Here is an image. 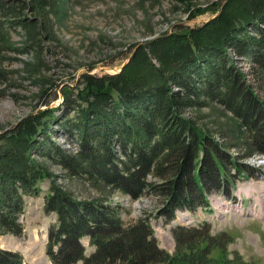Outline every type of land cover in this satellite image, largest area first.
<instances>
[{
    "label": "trees",
    "instance_id": "obj_1",
    "mask_svg": "<svg viewBox=\"0 0 264 264\" xmlns=\"http://www.w3.org/2000/svg\"><path fill=\"white\" fill-rule=\"evenodd\" d=\"M26 6L27 0H0V18L31 31L35 21L22 16ZM185 30L140 46L117 74H83L82 91L76 99L66 93L63 102L76 107L74 117L60 119L53 107L39 109L2 136L0 232L24 233L25 196L38 194L49 177L33 152L132 199L158 196L156 215L166 223L179 210L209 206L212 192L232 197L236 179L255 174L185 114L208 99L220 103L245 129L244 156L264 154V101L229 54L234 50L264 72V0H230L217 17ZM56 127L77 143L74 153L51 137ZM50 180L44 208L56 221L46 253L54 264H255L238 251L230 254L232 236L212 234L207 221L174 227L176 246L169 252L160 247L147 217L126 223L121 205L79 200ZM85 237L95 247L89 255ZM23 262L20 252L0 247V264Z\"/></svg>",
    "mask_w": 264,
    "mask_h": 264
},
{
    "label": "rangeland",
    "instance_id": "obj_2",
    "mask_svg": "<svg viewBox=\"0 0 264 264\" xmlns=\"http://www.w3.org/2000/svg\"><path fill=\"white\" fill-rule=\"evenodd\" d=\"M32 1L27 0L22 13L35 21L31 31L22 23L0 18L7 37L5 40L0 37V139L39 109L56 108L54 114L60 119L74 117L76 107H66L63 102L66 93L76 99L82 91L83 74L102 76L121 72L130 61L126 60L140 46L164 34L186 32L185 29L208 22L230 0H37L34 4ZM148 51L157 64L150 48ZM229 54L264 101V72L253 68L251 62L234 50ZM124 62L125 66L119 70ZM185 116L196 120L199 127L256 170L254 175L236 179L232 199L214 192L209 195V207L179 210L169 223L156 215L162 202L154 194L132 199L102 183L72 175L36 152L32 157L49 173L48 178L75 198L121 205L126 223L147 217L160 247L170 252L176 246L174 227L208 221L212 234L227 232L232 236L228 244L230 254L238 251L247 260L264 264V154L244 156L248 152L245 129L216 101L208 99L206 105L189 110ZM51 137L69 152H75L77 143L70 141L62 130L56 127ZM48 178L40 182L38 194L25 196L24 233L17 236L0 232V246L20 252L23 264H53L46 253L47 232L56 221L55 213L47 214L44 208L45 196L52 185ZM237 201L244 204L242 212L235 206ZM82 241L89 255L95 247L85 238Z\"/></svg>",
    "mask_w": 264,
    "mask_h": 264
},
{
    "label": "water",
    "instance_id": "obj_3",
    "mask_svg": "<svg viewBox=\"0 0 264 264\" xmlns=\"http://www.w3.org/2000/svg\"><path fill=\"white\" fill-rule=\"evenodd\" d=\"M130 59H128V60H126V62H128ZM126 62H124L123 64H122V66L120 67V69L119 70H121L122 68H123V66H125V63ZM118 264H126V263H124V262H120V263H118Z\"/></svg>",
    "mask_w": 264,
    "mask_h": 264
},
{
    "label": "bare ground",
    "instance_id": "obj_4",
    "mask_svg": "<svg viewBox=\"0 0 264 264\" xmlns=\"http://www.w3.org/2000/svg\"><path fill=\"white\" fill-rule=\"evenodd\" d=\"M70 145V144H69ZM71 147V146H70ZM259 216V215H258Z\"/></svg>",
    "mask_w": 264,
    "mask_h": 264
}]
</instances>
